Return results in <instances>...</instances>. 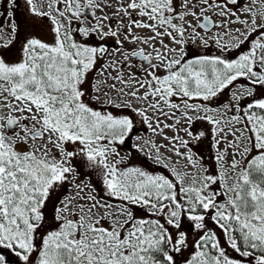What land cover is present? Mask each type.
I'll list each match as a JSON object with an SVG mask.
<instances>
[{
    "label": "snow or ice",
    "instance_id": "snow-or-ice-1",
    "mask_svg": "<svg viewBox=\"0 0 264 264\" xmlns=\"http://www.w3.org/2000/svg\"><path fill=\"white\" fill-rule=\"evenodd\" d=\"M24 4L30 28L0 0V264H264V0Z\"/></svg>",
    "mask_w": 264,
    "mask_h": 264
},
{
    "label": "rangeland",
    "instance_id": "rangeland-1",
    "mask_svg": "<svg viewBox=\"0 0 264 264\" xmlns=\"http://www.w3.org/2000/svg\"><path fill=\"white\" fill-rule=\"evenodd\" d=\"M18 3H19V7L16 9V12H15V20H16V22H18L19 24L24 26V28H30L31 25H33V23H34V18H32L28 15V13L26 11V6L24 4V0H18ZM0 11H3V9L0 8ZM8 23H9V21H8L6 14H5L3 18H0V25H6ZM39 34L43 35L42 32ZM16 47H17V45L13 46L12 54L15 53ZM128 47H131V46H128ZM207 51L210 54H216L215 53V45H210V48ZM93 75H94V73H93ZM90 79H91V77H90ZM239 82L240 81H238L234 85L230 86L219 97L216 98V103L218 106H220V105H222L228 101V100L225 101V99H229L230 93L232 91L236 90V88L240 85ZM109 110L113 111L115 113H119L120 111H122L120 109H112L111 107H109ZM135 120L137 121V123H136L137 126L135 127V131L132 133L131 139L126 141L125 145H131L132 143L136 142V137H138V136L147 138L148 136L151 135V133L146 129V126L139 123V120H140L139 117H135ZM206 127H208V125L206 123H199L198 122L193 126L192 130H193V132H198L200 130H203ZM169 134H171V133H169ZM206 143H207V141H203L202 146L200 148V151L205 155V157H207V149L205 147H203V145ZM117 148L120 151L121 155L129 153L131 151V150H125L124 151L123 150L124 145H117ZM131 157H132V163H134V164L135 163H141V162L136 161L134 159L133 154ZM75 162L77 163V166H79V164H80L79 159H77V161H75ZM83 171L87 174L89 172V169H84ZM87 178H88L87 175L81 177V179H87ZM91 178L93 180V183H95L97 177L95 175H92ZM49 208H51V203L49 204Z\"/></svg>",
    "mask_w": 264,
    "mask_h": 264
},
{
    "label": "trees",
    "instance_id": "trees-1",
    "mask_svg": "<svg viewBox=\"0 0 264 264\" xmlns=\"http://www.w3.org/2000/svg\"><path fill=\"white\" fill-rule=\"evenodd\" d=\"M237 82H238V81H237ZM237 82H236V83H237ZM239 83H240V84H244L245 82H244L243 80H240ZM227 100H228V99H225V101H227ZM136 126H137V125H136ZM136 126H135V127H136ZM131 156H132V153H131ZM133 157H134V159H135L136 161H139V162H141V163L143 162V159H144V158H143L141 155H139V154H134Z\"/></svg>",
    "mask_w": 264,
    "mask_h": 264
},
{
    "label": "flooded vegetation",
    "instance_id": "flooded-vegetation-1",
    "mask_svg": "<svg viewBox=\"0 0 264 264\" xmlns=\"http://www.w3.org/2000/svg\"><path fill=\"white\" fill-rule=\"evenodd\" d=\"M212 107H218V105H217V103H216V100L214 101V103L211 105ZM124 151L125 150H131L130 149V145H125L124 144V149H123ZM131 153L133 154V156H134V154H138L137 152H135L134 150H131ZM142 156V155H141Z\"/></svg>",
    "mask_w": 264,
    "mask_h": 264
}]
</instances>
